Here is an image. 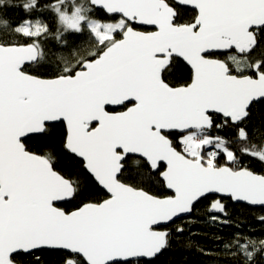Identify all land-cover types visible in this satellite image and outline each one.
<instances>
[{
	"label": "snow or ice",
	"instance_id": "snow-or-ice-1",
	"mask_svg": "<svg viewBox=\"0 0 264 264\" xmlns=\"http://www.w3.org/2000/svg\"><path fill=\"white\" fill-rule=\"evenodd\" d=\"M257 131L264 0H0V264H187L205 204L264 264L228 211L264 208Z\"/></svg>",
	"mask_w": 264,
	"mask_h": 264
},
{
	"label": "trees",
	"instance_id": "trees-1",
	"mask_svg": "<svg viewBox=\"0 0 264 264\" xmlns=\"http://www.w3.org/2000/svg\"><path fill=\"white\" fill-rule=\"evenodd\" d=\"M19 3L21 0H15ZM51 0H41V3H49ZM9 16L13 19L24 18L25 13L21 8H11L8 10ZM264 135L257 131L255 137L260 139ZM33 146L43 145L44 141L33 140L30 142ZM155 191V189H153ZM104 193H101L103 196ZM66 208L72 205H64ZM231 219L242 225H247L244 233L251 239H264V224L258 221V217L264 214V208H249L244 205H231L228 209ZM211 213L208 211V205H202L200 209L193 214L191 218L185 221H177V224H184L185 232L179 237L181 245H191L184 249L187 257V264H242V262H233L222 252V244L230 238V234L235 231L232 227H220L214 225L210 219ZM220 237L217 241L216 238ZM200 248L210 250L208 255H203Z\"/></svg>",
	"mask_w": 264,
	"mask_h": 264
},
{
	"label": "water",
	"instance_id": "water-1",
	"mask_svg": "<svg viewBox=\"0 0 264 264\" xmlns=\"http://www.w3.org/2000/svg\"><path fill=\"white\" fill-rule=\"evenodd\" d=\"M253 208H260V207H253Z\"/></svg>",
	"mask_w": 264,
	"mask_h": 264
}]
</instances>
